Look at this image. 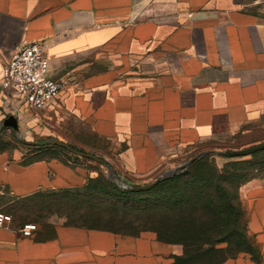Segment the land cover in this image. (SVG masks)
Returning <instances> with one entry per match:
<instances>
[{
    "label": "crops",
    "instance_id": "obj_1",
    "mask_svg": "<svg viewBox=\"0 0 264 264\" xmlns=\"http://www.w3.org/2000/svg\"><path fill=\"white\" fill-rule=\"evenodd\" d=\"M22 40L42 45L63 86L37 117L0 85V130L39 137L26 140L33 147L19 141L28 158L0 151V185L16 199L68 197L29 236L0 226V264H264V179L237 190L233 225L251 236L254 262L244 247L206 244L171 201L114 194L102 206L87 188L97 169L82 166L97 162L63 160L64 149L41 144L44 135L63 140L67 116H77L112 150L97 145L104 164L143 185L197 144L264 126V0H0V80ZM8 115L17 131L2 126Z\"/></svg>",
    "mask_w": 264,
    "mask_h": 264
},
{
    "label": "trees",
    "instance_id": "obj_2",
    "mask_svg": "<svg viewBox=\"0 0 264 264\" xmlns=\"http://www.w3.org/2000/svg\"><path fill=\"white\" fill-rule=\"evenodd\" d=\"M41 144L42 147H51L45 145L44 142ZM28 145L30 147L34 146L33 143H28ZM0 151H2V149H0ZM63 151L65 152L66 150ZM201 159L202 157L198 158L181 172L162 179L148 191L129 192L118 190L102 173H98L95 180H92L87 184V188L91 189L93 186L96 187L97 203L100 202L102 206H104L103 204L109 200L112 202L111 200L115 199L114 194H118L119 197L117 199H122L121 196H123V194H130L132 196L135 194V196H147L146 200H149L150 202H152V200L159 202L171 201L180 206L178 211L181 213L182 226L185 227L188 221H190L192 229H194L198 235H206V233L211 230L219 232L217 231L218 227L224 229L225 234L221 237L212 238L209 245L212 246L216 243L226 242L227 249L229 250L230 242L233 240V243L236 246L233 250L242 247L245 248V235L247 230L244 232L241 225V230L234 229L233 225L238 216H241V211L237 204V190L241 184L258 177L251 176L247 179L242 175V178L240 179L239 170H236L239 177H237L236 180H232L227 177V172L225 173V170L222 169V167L219 168L216 164L209 166L210 173L208 174V178L204 175L199 176L197 173L195 176H187L188 169L193 165L200 163ZM124 182L132 184L127 181ZM4 194H9L12 201L20 202L19 204L21 206L16 209L19 212L22 210L23 206L34 207L36 209V219L18 222L12 212L3 211L0 206V211L10 215L11 223H15L19 228L28 222L36 224L39 219L44 217L46 213L44 212L45 210L49 209L48 212L54 211V209H57L63 204V200H65L64 197H68L65 192H62L60 194L52 193L49 195L44 193L33 194L16 199V196H14L5 185H0V196ZM110 194H112V198L108 196ZM101 210L106 209L105 207H102ZM207 225L210 226L209 231L204 232L202 228Z\"/></svg>",
    "mask_w": 264,
    "mask_h": 264
},
{
    "label": "rangeland",
    "instance_id": "obj_3",
    "mask_svg": "<svg viewBox=\"0 0 264 264\" xmlns=\"http://www.w3.org/2000/svg\"><path fill=\"white\" fill-rule=\"evenodd\" d=\"M69 127L66 128L63 131V134L61 135L65 143L69 144L71 147L93 154L104 161L105 164H107L109 161L108 159H105L106 157L101 152L97 151V145H100L101 149L104 150V152L111 153L112 150H108V145L105 143L104 139L97 137V132L93 131L90 127L82 124L77 116L73 115V118H70L69 116ZM47 130L46 132L49 133H58V130L56 127H48L46 126ZM23 131H25L24 136L14 135L13 132L9 129H6L5 131L0 130V149H7L10 151V155L12 156H21V158H26L29 155V152L27 149H24L23 147H20L18 143H20V139L23 140H35L39 137L37 136H31L30 134V127L23 128ZM56 137L53 135H44L42 138H48V137ZM264 136V126L260 127H250L246 129L243 132H239L237 134H234L233 136L228 137H221L217 139H210L205 142H202L200 144H197L193 146V150L190 152H186V154L182 155L180 158H178L174 163L171 164V168H168L161 174L170 173V171L177 166L185 163L190 158L196 156L198 153H202V155L198 158H201L200 163L193 165L190 169H188L187 176H195L197 173L199 176L204 175L206 178H208V174L210 173L209 166L212 164L218 165L219 168L222 167L224 169L225 173L227 172V177L236 180L238 176V173L236 170H239L240 179L242 178V175L245 176V178H249L251 176H257L258 178L264 179V150L256 152L251 155L243 156V157H234V158H227L218 155L217 153H212V151H225V150H233V149H240L247 146H251L257 143L252 144H244L246 141L250 140H256ZM264 142V140L260 141ZM259 143V142H258ZM15 147H17L15 149ZM16 154V155H15ZM53 155V154H51ZM59 157L63 160H71L73 157V154L71 152L65 151L64 153H61ZM28 158V157H27ZM197 158V159H198ZM196 159V160H197ZM83 160V159H82ZM80 160L79 162H76L75 165H82L85 162ZM91 162V161H90ZM86 162V164L82 165L86 169H97L98 173H102L105 175L107 179L112 178V174L114 173L112 167H107L105 164L101 162L97 163H90ZM91 167V168H90ZM170 167V166H169ZM105 170V172H104ZM181 172V171H180ZM115 174V173H114ZM159 174V175H161ZM117 175V174H116ZM152 178L154 180L156 177ZM152 180L147 181V183H150ZM125 181V180H123ZM112 194L108 195L110 198ZM147 196H144L143 199H146ZM153 201V200H152ZM20 202L12 201L11 196L9 194H4L0 196V206L3 211L6 212H12L13 216L16 217V221L18 222H24L28 220L36 219V209L34 207H28L23 206L22 210L19 212L16 209L21 206L19 204ZM21 208V207H20ZM49 209L45 210L44 212H48ZM210 226H204L202 229L205 231H209ZM241 230V229H240ZM217 231L214 232L210 231L204 235L206 238L203 237L206 240V244H210V241L212 238L221 237L225 234L224 229L218 227ZM234 241L231 240L230 242V248L229 251L232 254L233 248H235ZM245 248H246V258L249 261L257 262V254H256V248L252 243L251 236L246 231L245 235Z\"/></svg>",
    "mask_w": 264,
    "mask_h": 264
},
{
    "label": "built area",
    "instance_id": "obj_4",
    "mask_svg": "<svg viewBox=\"0 0 264 264\" xmlns=\"http://www.w3.org/2000/svg\"><path fill=\"white\" fill-rule=\"evenodd\" d=\"M0 85L11 89L37 117L59 98L63 86L49 75V61L42 45L28 40H22L3 62ZM112 178L122 180L114 173ZM7 222H11V216L0 211V226ZM36 228L35 223L28 222L19 231L29 236Z\"/></svg>",
    "mask_w": 264,
    "mask_h": 264
},
{
    "label": "water",
    "instance_id": "obj_5",
    "mask_svg": "<svg viewBox=\"0 0 264 264\" xmlns=\"http://www.w3.org/2000/svg\"><path fill=\"white\" fill-rule=\"evenodd\" d=\"M2 126L10 127L13 131H17V129H18L17 118L14 115H8L2 121ZM20 140L22 143H25V144L31 143V142H28V141L23 140V139H20ZM44 143L46 145L57 146V147L62 148L68 152H71L73 154V156H75V157L81 156V157H84L87 159H91L95 162H101L104 164V161L101 160L100 158H98L97 156L90 154V153H86V152L77 150V149L71 147L69 144L65 143L64 141L60 140L59 138L51 136V137L46 138L44 140ZM262 150H264V142L257 143V144L247 146L244 148H240V149L225 150V151H218V152L212 151V153H217L218 155L223 156V157H227V158H234V157H243V156L251 155V154H254V153L262 151ZM201 155H202V153L197 154L196 156L190 158L185 163H183V164L177 166L176 168L172 169L170 171V173L161 174L158 177H156L154 180H152L150 183H147V184L133 185V184H128V183H126L122 180H119V179H114V178H110L108 180L115 188L122 190V191H135V192L147 191L151 187H153L155 184H157L159 181H161L162 179L169 177V176H172V175H175L179 171H182L183 169H185L186 167L191 165Z\"/></svg>",
    "mask_w": 264,
    "mask_h": 264
}]
</instances>
